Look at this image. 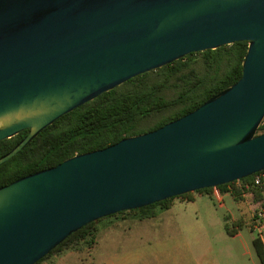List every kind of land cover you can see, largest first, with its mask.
I'll return each mask as SVG.
<instances>
[{"label":"water","instance_id":"1","mask_svg":"<svg viewBox=\"0 0 264 264\" xmlns=\"http://www.w3.org/2000/svg\"><path fill=\"white\" fill-rule=\"evenodd\" d=\"M248 41L241 78L194 111L0 187V264L86 224L264 171V0H0V141L190 53Z\"/></svg>","mask_w":264,"mask_h":264},{"label":"trees","instance_id":"2","mask_svg":"<svg viewBox=\"0 0 264 264\" xmlns=\"http://www.w3.org/2000/svg\"><path fill=\"white\" fill-rule=\"evenodd\" d=\"M248 47V41H238L216 49L190 53L100 93L55 120L16 156L2 164L0 187L55 167L73 156L104 149L124 138L156 130L194 111L241 78ZM196 56L199 58L196 59ZM169 89L175 91V95L170 98L165 96ZM147 119L152 120L151 124L143 126ZM28 133L29 129H25L11 138L1 140L0 157L14 149ZM263 133L264 120L256 135ZM253 177L242 179L247 184L243 188L261 201L264 188L253 185ZM236 182L220 185L217 189L227 193L232 187L233 193L241 196V190L235 187ZM214 189L210 187L197 192L210 193ZM191 193L90 222L68 236L36 264H42L51 256L61 254L89 237L94 243L98 231L96 224L102 219L125 212L140 213V219L154 217L157 207L169 209L178 197L185 196L192 200ZM227 230L233 236L237 233L228 225ZM253 242L261 264H264V243L259 237L254 238Z\"/></svg>","mask_w":264,"mask_h":264},{"label":"rangeland","instance_id":"3","mask_svg":"<svg viewBox=\"0 0 264 264\" xmlns=\"http://www.w3.org/2000/svg\"><path fill=\"white\" fill-rule=\"evenodd\" d=\"M174 95L173 89L165 92ZM231 189L178 197L169 209L157 207L154 217L125 212L102 219L94 243L89 237L42 264H261L253 240L264 193L258 201L249 191L236 196Z\"/></svg>","mask_w":264,"mask_h":264},{"label":"built area","instance_id":"4","mask_svg":"<svg viewBox=\"0 0 264 264\" xmlns=\"http://www.w3.org/2000/svg\"><path fill=\"white\" fill-rule=\"evenodd\" d=\"M252 184L255 186L264 188V171L258 172L256 173V175L254 174ZM244 185H247V184H245V182H243L242 179L237 180L236 185H235L236 188L240 189L243 192V195H245L246 193L245 192L246 190H244L243 188ZM255 227L259 231V238L264 243V211H261L257 214Z\"/></svg>","mask_w":264,"mask_h":264},{"label":"crops","instance_id":"5","mask_svg":"<svg viewBox=\"0 0 264 264\" xmlns=\"http://www.w3.org/2000/svg\"><path fill=\"white\" fill-rule=\"evenodd\" d=\"M175 201H177V200H174L173 204L175 203Z\"/></svg>","mask_w":264,"mask_h":264}]
</instances>
